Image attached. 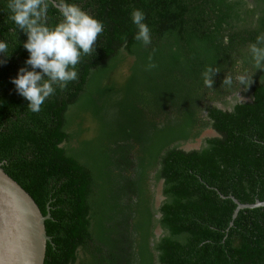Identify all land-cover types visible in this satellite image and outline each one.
<instances>
[{
  "label": "trees",
  "instance_id": "16d2710c",
  "mask_svg": "<svg viewBox=\"0 0 264 264\" xmlns=\"http://www.w3.org/2000/svg\"><path fill=\"white\" fill-rule=\"evenodd\" d=\"M52 1L49 26L62 19ZM67 2L104 32L78 79L33 113L11 83L28 67L27 36L17 28L16 39L0 0V39L18 43L0 55V162L49 208L43 264H264V206L233 217V198L264 201V71L242 99L222 86L225 74L254 71L247 48L264 33V0ZM134 8L150 45L134 38ZM209 65L221 68L213 88ZM209 129L199 148H181Z\"/></svg>",
  "mask_w": 264,
  "mask_h": 264
},
{
  "label": "clouds",
  "instance_id": "9594fccd",
  "mask_svg": "<svg viewBox=\"0 0 264 264\" xmlns=\"http://www.w3.org/2000/svg\"><path fill=\"white\" fill-rule=\"evenodd\" d=\"M48 7L49 0H7L16 39V29L19 28L27 36L22 43L29 54L25 60L28 67H20L16 76L11 78V83L16 92L28 101L27 107L33 113L41 111L42 105L55 94L57 88L65 89L70 82L78 79L77 66L81 58L95 53L97 39L104 32L101 20L67 0L59 9L62 19L55 26H49ZM131 20L137 28L135 40L145 46L150 45L152 35L145 12L134 8ZM17 44L9 50L8 40L0 39V55L9 57ZM247 55L254 71L242 68L239 72L225 74L222 81L226 89L235 87V95L241 99L238 90L250 85L257 69L264 71V33L249 43ZM4 62L0 60V64ZM240 64L243 66L244 61L241 60ZM154 67L149 63V70ZM220 70L219 66L213 65L203 70L202 79L207 88H213V77Z\"/></svg>",
  "mask_w": 264,
  "mask_h": 264
},
{
  "label": "water",
  "instance_id": "95a60500",
  "mask_svg": "<svg viewBox=\"0 0 264 264\" xmlns=\"http://www.w3.org/2000/svg\"><path fill=\"white\" fill-rule=\"evenodd\" d=\"M3 164L0 162V264H43L51 240L45 229L49 208L43 215L31 195L4 172ZM233 200L237 204L233 217L242 208L264 206V201L242 204Z\"/></svg>",
  "mask_w": 264,
  "mask_h": 264
},
{
  "label": "rangeland",
  "instance_id": "374dc122",
  "mask_svg": "<svg viewBox=\"0 0 264 264\" xmlns=\"http://www.w3.org/2000/svg\"><path fill=\"white\" fill-rule=\"evenodd\" d=\"M213 131L209 130H204L202 131L201 135L198 136L195 140H189L187 142H184L181 146L182 149L188 151L191 149H196L199 148L201 145V140L205 137L206 134H212Z\"/></svg>",
  "mask_w": 264,
  "mask_h": 264
}]
</instances>
